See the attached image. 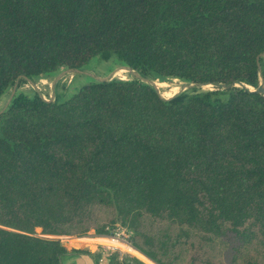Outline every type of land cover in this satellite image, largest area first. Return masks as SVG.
<instances>
[{"label": "trees", "instance_id": "trees-1", "mask_svg": "<svg viewBox=\"0 0 264 264\" xmlns=\"http://www.w3.org/2000/svg\"><path fill=\"white\" fill-rule=\"evenodd\" d=\"M263 54L264 0H0V98L94 59L232 84L167 100L136 78L62 101L15 91L0 111V264H62L57 236L117 223L156 264H264V92L249 90ZM102 264L146 263L111 250Z\"/></svg>", "mask_w": 264, "mask_h": 264}, {"label": "rangeland", "instance_id": "rangeland-1", "mask_svg": "<svg viewBox=\"0 0 264 264\" xmlns=\"http://www.w3.org/2000/svg\"><path fill=\"white\" fill-rule=\"evenodd\" d=\"M120 62L114 61V62H105V61H101L98 59H94L90 62V64L86 67H84L81 71H68L65 72L64 76H61L62 79L61 80H55L54 77L57 76V74L59 73H55V75H52L51 77H49L50 79H48V81H40L38 80V78H32L29 80H25L24 81H17L16 83V89L15 91H22V92H29V94H32L33 91L38 92L41 94V96L43 97V99L46 100H59L62 101L64 100L66 97H68L69 95H71L73 92H76L78 87H80L82 84H84L86 81H88V78H92V79H99V78H115V79H122V80H127L133 77L132 73L128 70H126L124 67H121ZM64 70V69H62ZM120 71V72H119ZM88 78H85V77ZM148 77V76H147ZM57 79L59 78V75L56 77ZM146 78V77H145ZM149 79V78H148ZM151 84L157 86V89L160 93V95L164 98H169L171 96H174L175 94H178L180 92H190L189 89L191 88H182V84H185L187 82L179 80L177 78H170V79H159V78H155L151 82L150 80H148ZM53 82L54 85H53ZM237 86H243L239 83H236ZM235 84V85H236ZM192 88H196V90H213L215 89V87H211L210 85H206V86H202V87H192ZM251 89V88H250ZM33 90V91H32ZM13 91V85L10 86V88L7 89V91L2 95V97L0 98V109H2L5 104L7 103V100L10 96V94ZM192 91V90H191ZM122 226L120 224H116L113 228H115L116 226ZM125 227V226H122ZM126 228V227H125ZM127 229V228H126ZM128 231V230H127ZM94 233L93 230H89L88 232H86L83 235H77V234H72V235H68V236H88V233ZM36 233L40 234V229L37 228L36 229ZM91 234V233H90ZM128 234L130 236V232L128 231ZM66 235H62V236H55L56 238H61L63 240H66L65 238ZM73 238V237H72ZM60 241V239H59ZM67 241V240H66ZM70 242V241H67ZM81 242L79 244H81V246L83 245H96L95 242H84V241H76ZM110 242V243H108ZM75 243V244H77ZM106 243L109 245L107 246L105 249H109V248H114V249H109L110 251H114L118 249H115V247H117V245H119L117 242L114 241H106ZM76 247V248H80ZM106 246V244L104 245ZM115 246V247H114ZM101 249V248H100ZM109 250H106L107 254L109 252ZM126 252L123 254L124 256H131V257H135L141 261H143L146 264H156L153 261H151L150 259H148L146 256H141L139 255V252L135 251L134 249L129 250L128 248L125 249ZM120 253V251H119ZM141 253V252H140ZM129 254V255H128ZM142 254V253H141ZM138 256V257H137Z\"/></svg>", "mask_w": 264, "mask_h": 264}, {"label": "crops", "instance_id": "crops-1", "mask_svg": "<svg viewBox=\"0 0 264 264\" xmlns=\"http://www.w3.org/2000/svg\"><path fill=\"white\" fill-rule=\"evenodd\" d=\"M59 72H57V73H59ZM63 74L65 75V73L60 72L59 74H57V76L59 75V78L57 79L56 78L57 76H56V77H54V79L55 80H61L62 79L61 76H64ZM53 75H55V74H53ZM51 76L52 75L41 76V77H37V78L40 81H48V79H50L49 77H51ZM85 78H88V77L86 76ZM54 83L55 82H53V85H54ZM90 233L87 234L88 236H83V237L82 236H68V235H66L65 236V238L67 237L66 240L70 241V242H67L66 240L58 238V239H60V243L64 247H66V249H67V252L64 255L62 264H102L103 258L107 255V252H106L107 249H105V248L107 246H109L106 243V241H109V240L105 239L103 236H98L95 233H92V232H90ZM76 241H84V242L91 241V242H95L96 245H93V246L89 245L88 246L85 244V245L81 246V244H79L81 242L77 243ZM75 243H77V244H75ZM108 243H110V242H108ZM105 244H106V246H104ZM79 246H81V247L76 248ZM74 249H85V250H88V252L82 251V250L74 251ZM90 253H100L101 257H99L98 263H96L94 261V259L90 255Z\"/></svg>", "mask_w": 264, "mask_h": 264}, {"label": "water", "instance_id": "water-1", "mask_svg": "<svg viewBox=\"0 0 264 264\" xmlns=\"http://www.w3.org/2000/svg\"><path fill=\"white\" fill-rule=\"evenodd\" d=\"M263 56H264V54H263ZM121 67H124L126 70H129L131 73H132V75H133V77L132 78H136V79H138V80H140V81H143L144 83H147V84H149L146 80H144L141 76H139L138 74H136V71L134 70V69H132V68H130L129 66H127V65H125V64H121ZM71 70H76V69H64V70H62V72L63 73H65V72H68V71H71ZM260 70V69H259ZM20 77H24L25 78V76H20ZM259 78H260V81H259V85H258V87L257 88H249V90H256V91H259V92H264V81H263V78H262V74L259 72ZM89 80H93L92 78H88V81ZM96 80H108L107 78H99V79H96ZM16 83H17V81L14 83V85H13V91H12V93L10 94V96H9V98H8V100H7V103L5 104V106L0 110V111H2L7 105H8V103H9V101L11 100V98H12V96H13V94H14V92H15V89H16ZM150 85V84H149ZM205 85H210V86H214L215 88H231L232 87V84H223V83H200V82H187V83H185V84H182L181 86H182V88L184 89V88H192V87H202V86H205ZM242 85V84H241ZM244 87H246V86H244ZM156 89V91L159 93V91H158V89L157 88H155ZM159 95H160V93H159ZM175 95H177V94H175ZM174 95V96H175ZM41 96V95H40ZM161 96V95H160ZM162 97V96H161ZM171 97H173V96H171ZM171 97H169V98H164V97H162L163 99H165V100H167V99H170ZM48 101V100H47Z\"/></svg>", "mask_w": 264, "mask_h": 264}, {"label": "built area", "instance_id": "built-area-1", "mask_svg": "<svg viewBox=\"0 0 264 264\" xmlns=\"http://www.w3.org/2000/svg\"><path fill=\"white\" fill-rule=\"evenodd\" d=\"M98 236H103L107 240L117 242L119 245H117V247H115V246L114 247H115V249H118V251H120L121 255H123L126 252V250H125L126 248H128L129 250L134 249L135 251L139 252L135 247L132 246V244L129 240L128 231L125 227L118 225L112 229V232L110 234L98 235ZM109 249H114V248L111 247ZM109 249H107V250H109Z\"/></svg>", "mask_w": 264, "mask_h": 264}, {"label": "bare ground", "instance_id": "bare-ground-1", "mask_svg": "<svg viewBox=\"0 0 264 264\" xmlns=\"http://www.w3.org/2000/svg\"><path fill=\"white\" fill-rule=\"evenodd\" d=\"M72 71H74V70H72ZM129 71V70H128ZM78 72V71H77ZM136 74H138V73H136ZM139 75V74H138ZM140 76V75H139ZM108 79V78H107ZM109 79H111V78H109ZM144 80H146V79H144ZM148 83H150L148 80H146ZM151 84V83H150ZM151 85H153V84H151ZM156 87V86H155ZM157 88V87H156ZM139 255H141L142 256V254L139 252ZM138 257V256H137Z\"/></svg>", "mask_w": 264, "mask_h": 264}]
</instances>
